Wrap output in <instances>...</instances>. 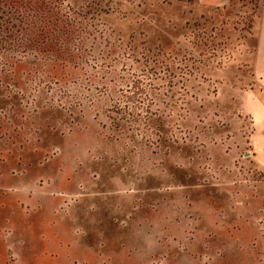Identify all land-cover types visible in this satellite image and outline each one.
<instances>
[{"label": "rangeland", "instance_id": "obj_1", "mask_svg": "<svg viewBox=\"0 0 264 264\" xmlns=\"http://www.w3.org/2000/svg\"><path fill=\"white\" fill-rule=\"evenodd\" d=\"M262 18L0 0V264H264Z\"/></svg>", "mask_w": 264, "mask_h": 264}, {"label": "crops", "instance_id": "obj_2", "mask_svg": "<svg viewBox=\"0 0 264 264\" xmlns=\"http://www.w3.org/2000/svg\"><path fill=\"white\" fill-rule=\"evenodd\" d=\"M201 5L205 6H222L226 4L229 0H196ZM257 42H258V57L260 60V64H264V18L260 21V27L257 32ZM261 83V78H258ZM262 85V84H261ZM262 92H259V95L252 94L251 96L246 97V114L254 118L255 124L259 120L262 119V113H264V104L263 100L261 99ZM260 115V116H259ZM254 157L256 160L257 168L261 173H264V144L259 139L258 141V148L256 150V153L254 152ZM206 235L208 237V234H201ZM204 236L195 237V239H204Z\"/></svg>", "mask_w": 264, "mask_h": 264}, {"label": "trees", "instance_id": "obj_3", "mask_svg": "<svg viewBox=\"0 0 264 264\" xmlns=\"http://www.w3.org/2000/svg\"><path fill=\"white\" fill-rule=\"evenodd\" d=\"M29 45V44H28ZM37 44H35V46L34 47H37L38 48V46H36ZM20 48V47H19ZM11 52H13V50L11 51ZM34 58H37L36 57V54L34 55ZM15 59V60H14ZM9 60H11L10 62L9 61H5V62H0V68L1 69H5V73H4V76H5V78L6 77H13L14 76V68L16 67V63H14L15 61L16 62H18L19 61V63H21V62H23L22 60L20 61L19 59H16V57H11V56H9ZM8 72V73H7ZM0 77H2V76H0Z\"/></svg>", "mask_w": 264, "mask_h": 264}]
</instances>
